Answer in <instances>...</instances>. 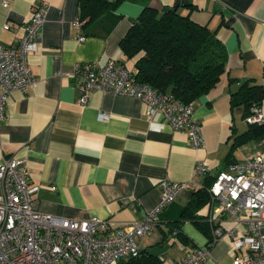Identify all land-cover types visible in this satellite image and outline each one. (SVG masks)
<instances>
[{
	"label": "crops",
	"instance_id": "obj_1",
	"mask_svg": "<svg viewBox=\"0 0 264 264\" xmlns=\"http://www.w3.org/2000/svg\"><path fill=\"white\" fill-rule=\"evenodd\" d=\"M41 1H46V11L39 48L27 56L34 83L26 91H11L0 109V158L25 160L29 185L36 187V208L117 224L139 220L153 209L160 202L158 183L164 177L185 182L175 200L161 209L150 232L138 239L139 250H150L163 257L160 264H169L187 250L204 246L209 255L202 264H233L236 251L228 233L209 243V236L192 220L179 222L178 230L171 227L208 176L194 173L198 159L216 172L229 162L245 161L261 144L262 139L237 138L249 123L241 106H231L230 93L245 78L264 85V0H121L107 12L117 20L105 36L88 31L93 24L105 29V20L88 25L82 20L80 30L74 27L79 0H8L7 6L0 4L3 45L18 41L32 7ZM145 5L189 12L192 20L214 30L225 47L219 81L193 101L204 147L192 146L186 131L172 129L161 118L148 121L143 104L131 95L90 89L86 102H79L81 90L69 75L77 61L103 66L112 58L135 68L137 57L127 58L119 43ZM80 33L85 35L82 41L77 39ZM260 108L264 113V100ZM198 213L210 224L234 226L231 217L212 210L210 197ZM243 228L242 223L236 225L237 235Z\"/></svg>",
	"mask_w": 264,
	"mask_h": 264
},
{
	"label": "built area",
	"instance_id": "obj_2",
	"mask_svg": "<svg viewBox=\"0 0 264 264\" xmlns=\"http://www.w3.org/2000/svg\"><path fill=\"white\" fill-rule=\"evenodd\" d=\"M0 4L7 6L9 2L0 0ZM45 11L46 1L34 5L18 41L13 45L0 42V109L11 91H26L34 83L27 56L39 48V28ZM73 24L80 30V16L75 17ZM77 39L82 41L85 35L80 33ZM136 73V68L128 69L110 58L103 66L77 61L69 75L81 90L79 102H86L90 89L131 95L143 104L148 121L161 118L172 129L186 131L192 146L204 147L201 123L193 115V102L185 103L170 92L158 91L149 83L137 80ZM245 121L264 122L260 106H251ZM193 171L214 177L208 187L212 210L231 217L234 222L230 229L220 225L213 227L209 243L228 233L236 251L233 264L264 263V140L245 161L230 162L213 172L203 159H198ZM190 184L197 186L194 181ZM186 185L166 177L161 179L158 183L160 202L139 220L116 224L110 219L95 217L75 219L39 211L32 199L36 187L29 185L25 160L2 157L0 264H111L136 255L138 239L150 232L161 209L173 202L179 189ZM239 223L244 228L237 235ZM208 255V247H194L178 261L169 260V264H202Z\"/></svg>",
	"mask_w": 264,
	"mask_h": 264
},
{
	"label": "trees",
	"instance_id": "obj_3",
	"mask_svg": "<svg viewBox=\"0 0 264 264\" xmlns=\"http://www.w3.org/2000/svg\"><path fill=\"white\" fill-rule=\"evenodd\" d=\"M120 1L79 0V16L81 20H87V25L96 19L105 20V29L93 24L88 29L89 33L105 36L109 32L117 16H108L107 12ZM119 46L127 58L137 57V80L149 83L160 92H170L185 103L193 102L217 84L227 59L225 47L215 31L207 24L195 22L189 12H181L179 7L158 10L150 5L143 6L121 38ZM262 100L264 85L252 78L242 79L237 89L230 93L231 106H241L244 117L251 106H260ZM237 138L241 139L239 141L247 138L264 140V123H249L247 130ZM213 178L206 176L203 186L193 191L192 198L180 209L181 219L173 221L171 230H178L179 222L189 219L211 240V230L216 224L203 220L204 216L198 210L210 197L208 187ZM160 261V256L142 249L136 255L111 264H160Z\"/></svg>",
	"mask_w": 264,
	"mask_h": 264
},
{
	"label": "rangeland",
	"instance_id": "obj_4",
	"mask_svg": "<svg viewBox=\"0 0 264 264\" xmlns=\"http://www.w3.org/2000/svg\"><path fill=\"white\" fill-rule=\"evenodd\" d=\"M257 150H258V149H257ZM257 150H256V151H257ZM256 151H255V152H256ZM255 152H254V153H255ZM240 154L243 155V151H241Z\"/></svg>",
	"mask_w": 264,
	"mask_h": 264
}]
</instances>
